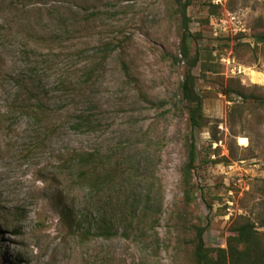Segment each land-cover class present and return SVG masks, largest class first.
I'll use <instances>...</instances> for the list:
<instances>
[{
  "label": "rangeland",
  "instance_id": "rangeland-1",
  "mask_svg": "<svg viewBox=\"0 0 264 264\" xmlns=\"http://www.w3.org/2000/svg\"><path fill=\"white\" fill-rule=\"evenodd\" d=\"M191 1L210 72L187 183L173 0H0V264H191L195 228L225 248L264 218V0ZM238 84L255 100L223 94Z\"/></svg>",
  "mask_w": 264,
  "mask_h": 264
},
{
  "label": "trees",
  "instance_id": "trees-1",
  "mask_svg": "<svg viewBox=\"0 0 264 264\" xmlns=\"http://www.w3.org/2000/svg\"><path fill=\"white\" fill-rule=\"evenodd\" d=\"M180 14L181 39L179 44V52L181 58L185 61L186 69L183 74V81L180 84L181 103L187 109V122L189 127V136L186 141L187 160L183 167V177L187 183L192 176V173L197 169L198 152L195 141V133L205 128L207 125L203 114V97L197 90L198 80L204 74L209 73V68L203 65L201 55L196 52L190 56L188 40H196L197 35L190 32V18L187 15V9L191 6V0H173ZM209 15L214 16L218 11L217 6L208 5ZM210 20L207 18L204 23ZM255 43L264 45V35L255 36ZM107 54V46L104 48ZM209 56V54H208ZM199 69V77L193 73L195 69ZM223 94L230 97L236 96L234 99H242L247 102L249 99L255 100L252 96L244 93V88L239 84L233 88L228 87L223 91ZM217 164V162H212ZM186 200L191 202L192 191L185 190ZM259 228H264V218L258 220L257 227L254 223L246 221L243 224L237 225L232 229V234L226 239L225 248H208L204 243L205 228H195V237L192 242V248L183 249L179 253H183L186 259L191 264H264V232H259ZM91 230L94 237L108 239L113 236L112 227L108 220L100 217L92 221Z\"/></svg>",
  "mask_w": 264,
  "mask_h": 264
},
{
  "label": "built area",
  "instance_id": "built-area-1",
  "mask_svg": "<svg viewBox=\"0 0 264 264\" xmlns=\"http://www.w3.org/2000/svg\"><path fill=\"white\" fill-rule=\"evenodd\" d=\"M212 3H213V5H216V6H218V5H220V6H222V3H225V0H212ZM227 17H230V14H228L227 12H226V14H225ZM232 20H234V19H232ZM219 23H218V25H217V27H216V32H218V31H223V26L225 25V20H219L218 21ZM238 31V30H237ZM235 32V33H238V32Z\"/></svg>",
  "mask_w": 264,
  "mask_h": 264
},
{
  "label": "bare ground",
  "instance_id": "bare-ground-1",
  "mask_svg": "<svg viewBox=\"0 0 264 264\" xmlns=\"http://www.w3.org/2000/svg\"><path fill=\"white\" fill-rule=\"evenodd\" d=\"M239 143L245 146L247 144V141L244 138H239Z\"/></svg>",
  "mask_w": 264,
  "mask_h": 264
}]
</instances>
